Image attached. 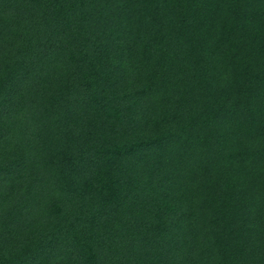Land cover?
<instances>
[{
    "label": "trees",
    "instance_id": "trees-1",
    "mask_svg": "<svg viewBox=\"0 0 264 264\" xmlns=\"http://www.w3.org/2000/svg\"><path fill=\"white\" fill-rule=\"evenodd\" d=\"M0 264H264V0H0Z\"/></svg>",
    "mask_w": 264,
    "mask_h": 264
}]
</instances>
